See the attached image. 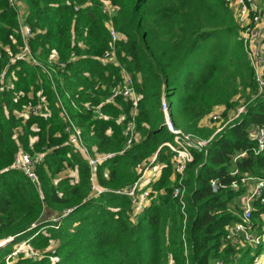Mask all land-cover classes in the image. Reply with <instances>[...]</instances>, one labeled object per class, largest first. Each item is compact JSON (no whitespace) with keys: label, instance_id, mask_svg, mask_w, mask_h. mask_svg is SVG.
I'll return each mask as SVG.
<instances>
[{"label":"trees","instance_id":"obj_1","mask_svg":"<svg viewBox=\"0 0 264 264\" xmlns=\"http://www.w3.org/2000/svg\"><path fill=\"white\" fill-rule=\"evenodd\" d=\"M20 1L23 8L0 0V74L11 83L0 89V241L12 237L0 246V264H52V256L54 264H252L264 242L237 249L224 240L239 220L246 187L210 188L212 179L264 178V151L255 154L251 138L264 126V97L256 96L254 70L230 7L222 0ZM104 1L118 7L111 18L101 10ZM19 12L31 30L26 42L17 32ZM109 21L120 36L115 62L102 58L111 48ZM25 44L34 63L15 57ZM53 55L65 66H56ZM124 70L139 95L136 138L128 148L124 126L131 100L119 95L105 102ZM162 91L174 125L201 138L217 128L210 120L215 108L222 107L221 122L240 105L245 111L204 149L193 150L180 174L172 152L159 148L172 140L160 112ZM84 104H100L105 116ZM34 105L40 114L17 115ZM61 105L89 149L115 153L94 169V182L104 189L98 195L86 159L67 143ZM21 150L40 155L34 181L12 167ZM154 155L151 167L159 172L137 207L114 190L128 188ZM67 169L76 175L61 177ZM175 187L185 189L183 207L172 195ZM253 204L259 224L262 208Z\"/></svg>","mask_w":264,"mask_h":264},{"label":"built area","instance_id":"obj_2","mask_svg":"<svg viewBox=\"0 0 264 264\" xmlns=\"http://www.w3.org/2000/svg\"><path fill=\"white\" fill-rule=\"evenodd\" d=\"M224 4L228 5L233 11L234 17L238 26L241 28L238 39L243 43L245 53L251 66L254 70L255 80L257 82V94L256 96L264 97V0H222ZM11 5L23 6L20 0H8ZM20 7V8H21ZM76 9V8H75ZM102 12L108 14L111 18L115 15L118 10L117 6L110 4L108 1H104L102 6ZM19 27L17 32L21 35L24 42L31 35L30 28L22 22L21 13H18ZM109 33L111 36V48L104 52L102 58L103 60H111L115 62V52H114V42L120 38L119 34L111 26L110 21L108 22ZM15 57H22L31 62H35L31 53L29 52L26 44L21 47L19 52L15 53ZM52 62L59 67H64L65 63L58 61L56 56H52ZM49 70V68H48ZM50 71V70H49ZM11 83L9 78L4 77V73L0 74V89H9ZM122 96L124 99H130L131 109L129 111L130 118L126 120L124 126V134L126 136L124 147H130L136 138V125L134 121V116L136 114V107L139 95L134 91L132 78L129 73L122 72V80L119 82L117 88L113 90V93L106 98L105 102L113 100L116 96ZM84 109L93 112L97 116H105L100 111V104L91 105L84 104ZM245 111V105L238 106L235 110H232L228 114L227 120H225L221 125L220 108L214 109L210 116V120L217 123V128L214 133L208 138H201L193 133L186 132L181 128L174 125L170 117V105L165 97L164 91H162L160 96V112L163 117V125L172 134V140L164 141L160 144V147L167 148L172 152L173 156V168L176 172L182 174L188 163L193 160V150L204 149L213 136L220 132L222 128L237 119ZM40 114V108L38 105L27 106L18 112V116L27 118L30 115ZM60 115L64 122V132L68 134L67 143L73 147L75 151L81 153V155L86 159L90 167V182L92 184V189L95 191L94 195H98L104 189L98 187L94 182V169L98 164H101L105 160L113 157L115 153L113 152H97L95 149H89L82 140L81 128L76 125L71 119L69 113L61 105ZM125 116H119V120H124ZM251 138L254 140L255 148L254 153L258 154L264 151V126H258L253 129ZM245 155V152H241L236 156V158ZM155 159V155L152 157L151 161L143 167L141 175L126 189H116L115 193L126 194L132 200V203L139 207L143 204L149 195L148 184L152 176V171L156 167H151L152 162ZM40 160V155L30 154L21 150L15 155L12 167L23 171L32 181L35 180V168L36 164ZM233 174L235 172H232ZM240 186L246 187V192L241 196V212L239 215V220L234 222L228 229L224 240L227 242L229 240L233 246L237 249L243 247L244 245H250L252 248H257L261 242H264V178L254 177V176H242L238 180L232 181L230 184H225L219 182L216 179L210 181V188L213 192L222 188H233L238 189ZM185 194V189L183 187H175L173 190V197H178L182 202V207L184 203L182 198ZM258 201L262 210L260 211V223L255 224L252 219V212L255 210L253 202ZM143 201V202H142ZM142 202V203H141ZM139 203H141L139 205ZM136 207V208H137ZM66 211H70L67 209ZM59 217H52V221H57ZM32 226H36L35 222ZM259 226V228H258ZM258 228V229H257ZM8 237L7 239H11ZM25 242L19 245H24ZM19 248H16L11 254H16ZM10 254V255H11ZM34 254V252H32ZM51 263L54 264L58 258L56 256L50 257ZM252 264H264V255L258 256Z\"/></svg>","mask_w":264,"mask_h":264},{"label":"rangeland","instance_id":"obj_3","mask_svg":"<svg viewBox=\"0 0 264 264\" xmlns=\"http://www.w3.org/2000/svg\"><path fill=\"white\" fill-rule=\"evenodd\" d=\"M21 2V1H20ZM223 122H220V125L222 124ZM157 169V168H156ZM156 169L154 170V172L156 171ZM76 175V173H75V171L74 170H72V169H67V170H65L62 174H61V177L62 176H69V177H73V176H75ZM143 202V201H142ZM141 202V203H142ZM141 203H139V205L141 204ZM44 215H45V218L47 217V212H46V210H45V212L43 213ZM262 255H264V251H263V253H261L260 255H259V257L260 256H262Z\"/></svg>","mask_w":264,"mask_h":264},{"label":"crops","instance_id":"obj_4","mask_svg":"<svg viewBox=\"0 0 264 264\" xmlns=\"http://www.w3.org/2000/svg\"><path fill=\"white\" fill-rule=\"evenodd\" d=\"M116 6V5H115ZM23 8V7H22ZM118 8V7H117ZM108 17H110L108 14H106ZM106 25H108V22L106 23ZM219 107H217V109H218ZM216 109V108H215ZM220 109H222V107H220ZM203 124L204 125H207V124H209L207 121H206V119L205 120H203ZM156 169V168H155ZM154 169V170H155ZM154 170L152 171V176L153 177H151V179H150V182L152 181V180H154L156 177H157V175H158V172H159V169L157 168L156 169V171L154 172Z\"/></svg>","mask_w":264,"mask_h":264},{"label":"water","instance_id":"obj_5","mask_svg":"<svg viewBox=\"0 0 264 264\" xmlns=\"http://www.w3.org/2000/svg\"><path fill=\"white\" fill-rule=\"evenodd\" d=\"M160 127H161V126H160ZM11 240H12V238H11V239H4V240H1V241H0V246L6 244L7 242H9V241H11Z\"/></svg>","mask_w":264,"mask_h":264},{"label":"clouds","instance_id":"obj_6","mask_svg":"<svg viewBox=\"0 0 264 264\" xmlns=\"http://www.w3.org/2000/svg\"><path fill=\"white\" fill-rule=\"evenodd\" d=\"M253 249H255V248H253ZM254 260H255V259H254ZM254 260H253V261H254ZM252 263H253V262H252Z\"/></svg>","mask_w":264,"mask_h":264}]
</instances>
